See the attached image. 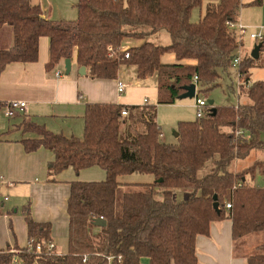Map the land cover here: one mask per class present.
<instances>
[{"label": "trees", "instance_id": "trees-1", "mask_svg": "<svg viewBox=\"0 0 264 264\" xmlns=\"http://www.w3.org/2000/svg\"><path fill=\"white\" fill-rule=\"evenodd\" d=\"M203 1L205 13L194 23L192 12ZM75 8L74 21H55L44 19L30 0H0V29L8 26L13 33L12 46L0 50V74L10 63L36 62L39 38L47 37V71L70 59L91 79L115 80L121 68L132 67L137 81L155 77L156 104H86L81 138L28 124L22 132L30 135L21 140L24 151L42 147L53 154L47 182L67 169L78 174L92 167L102 169L105 179L70 182L64 254L48 250L51 226L33 221L28 203L23 208L28 246L0 250V264H140L142 258L149 264H197V237L223 220L231 222L235 244L264 237V188L255 183L258 177L264 180V161L228 171L253 151L264 153V81L249 83L254 60L243 58L238 66L240 92L250 104L207 105L202 119L177 124L174 143L160 140L157 123V107L178 101L194 77L198 92L205 93L228 73L240 46L228 25L237 21L240 1L77 0ZM163 31L168 45L149 40ZM127 40L141 44L128 47L124 59ZM166 53L174 55V63L161 62ZM9 132L0 133V142L9 141ZM211 159L214 167L198 177ZM134 174L153 181L121 182ZM98 219L105 226L96 227ZM246 264H264V241L247 255Z\"/></svg>", "mask_w": 264, "mask_h": 264}, {"label": "crops", "instance_id": "crops-1", "mask_svg": "<svg viewBox=\"0 0 264 264\" xmlns=\"http://www.w3.org/2000/svg\"><path fill=\"white\" fill-rule=\"evenodd\" d=\"M239 1L237 21L253 30L260 26L264 27V0H261L259 4H255L256 0ZM30 2L40 8L44 19L53 20L55 12L48 0H30ZM74 9L76 11L75 4ZM246 37L252 43L250 52L244 46ZM236 38L240 44L239 53L243 52L244 58H248L247 56L251 58L250 54L255 46L254 41L248 37L247 33ZM12 43V29L8 26L2 27L0 29V50L9 49ZM132 46L137 45L127 44L125 48ZM263 48L264 45L259 49L258 58L261 57ZM48 56V38L41 37L38 42L36 62L8 64L0 74V102L3 104L10 101L25 102L24 111L17 113L16 116L22 120L43 125L53 133H62L70 137L74 136L71 133L74 132L75 136H78V132L83 131L82 116L86 104L112 103L143 106L153 105L157 98L156 79L152 84L147 79L136 81L134 86L128 85L131 83H124L120 73L115 80L91 79L86 69L84 75L78 73L80 67L74 60H71L70 73L57 77L56 73L60 72L59 65H63L64 61L59 62L51 71H47L45 64ZM162 57V63L170 64ZM257 59H253L255 67H258ZM173 62H175V57ZM261 66L264 67V64ZM132 72L135 76L134 70ZM118 81L126 85L122 94L117 92ZM211 106L214 107L213 101ZM12 129L8 131L11 132ZM22 134L25 133L21 132L19 138L10 137L8 142H0V190L7 192L10 196L4 198L0 206L2 208L0 209V250L28 246L23 208L29 200L31 218L37 223L50 224L51 242L54 249L57 253L64 254L68 234L66 206L70 182H100L105 179V172L98 167L82 170L78 174L67 169L55 177L54 183H49L46 180L47 167L53 160V154L42 147L34 152L26 153L21 144ZM173 134L176 139L175 131ZM160 140L169 142L162 131ZM257 180H260V177ZM62 239L63 245L60 244ZM246 242L247 240L238 245L235 244L232 240L229 220L213 222L210 224L209 234L198 236L196 239L197 264H246L247 255L256 247ZM13 264L21 263L16 261ZM140 264H149V261L142 258Z\"/></svg>", "mask_w": 264, "mask_h": 264}, {"label": "rangeland", "instance_id": "rangeland-1", "mask_svg": "<svg viewBox=\"0 0 264 264\" xmlns=\"http://www.w3.org/2000/svg\"><path fill=\"white\" fill-rule=\"evenodd\" d=\"M51 6H53V10L55 12V17L52 18L55 21H74L76 19V11L74 9V4L76 5L77 0H48ZM206 10V3L203 1L202 5L198 8H195L191 15V21L196 23L199 18L204 15ZM261 27V26H260ZM264 28V27H263ZM237 37V36H236ZM151 42H155L157 44L161 45H168L170 43L168 35L163 31L159 38L154 37L149 39ZM239 42V40H238ZM139 45L141 44V41H135V40H127L126 45ZM244 46L248 51L250 52L252 48V43L249 41V39L246 37L244 39ZM256 46V45H255ZM262 46V45H261ZM123 49H126L125 46ZM243 53V52H242ZM239 53V49L235 52V57H239L241 60L244 58L243 54ZM249 57V56H247ZM165 61H168V63H172L174 61V55L172 53H166L162 57ZM174 63V62H173ZM257 66L254 67L251 70H249V79L250 84L257 82V81H264V67L261 66L264 64V48L261 53V57L257 59ZM60 67V73L65 76V66L59 65ZM260 66V67H259ZM132 67H123L120 70L121 77L124 79V83H131L128 84L129 86H134L135 82L137 81L135 76L132 72ZM122 71V72H121ZM238 68L236 66L230 67L228 73H223L221 75V78L218 80L219 85L212 90L208 92H198L196 97H199L206 102L209 100L213 101L214 107L219 106H237L238 104H250V100L244 96V94H241L240 92L241 86L243 84L239 83L238 79ZM243 75V74H242ZM155 77L147 78V81H149L151 84L154 82ZM239 94L241 95H238ZM244 92V91H243ZM121 96V95H119ZM156 104L155 102H153ZM158 117L157 121L159 126L161 127V131L163 134H166V140L168 139L169 142L167 143H174L175 138L174 131L177 128V124L181 121H193L196 119V113L197 108L195 107V97L193 99H183L176 101L173 105H160L158 106ZM31 123L28 120H25L20 118L19 116H15L12 118H6L3 115V112H0V133H6L9 129L15 127V130L12 129L11 132L5 134L7 138L10 137H20L21 132L25 128H27L28 124ZM16 125H18L16 127ZM72 135L75 136L74 132H71ZM23 138L30 137L28 134H22ZM71 135V134H69ZM78 138H81L83 135V131L77 134ZM17 139V138H16ZM264 161V153L259 151H253L247 158L243 160L234 161L231 163V165L228 168L229 172L235 173L238 171H241L248 166H250L255 161ZM214 167V160L211 159L205 163V165L199 170L197 176L203 177L206 174L210 172V170ZM47 180V179H46ZM121 182L123 183H150L153 181V177L150 175H131L122 177ZM136 181V182H130V181ZM256 186L264 188V180H256ZM9 194L3 190H0V206L1 203L4 202V198H9ZM183 198V197H182ZM27 203H30L28 200ZM0 209H2L0 207ZM263 235H256V237L253 235L248 238L247 242L249 245L257 246L259 243L263 242L262 238L260 237ZM245 242V241H244ZM241 243V242H240ZM60 244L63 245V239L60 241ZM238 245V244H237ZM254 249H252L253 251ZM56 252V251H55Z\"/></svg>", "mask_w": 264, "mask_h": 264}, {"label": "built area", "instance_id": "built-area-1", "mask_svg": "<svg viewBox=\"0 0 264 264\" xmlns=\"http://www.w3.org/2000/svg\"><path fill=\"white\" fill-rule=\"evenodd\" d=\"M113 1H118V0H113ZM230 30L233 31L234 33H236V36H238L239 38L246 34L248 35V37L254 41L255 45H264V33H263V27H258L256 30H253L252 28L249 27H245L243 26L241 23H239L238 21L231 23L228 25ZM126 49H122V52L124 53V59H128L129 54L128 52H126ZM241 59L239 57H235L232 60L231 65L232 66H236L238 68L239 64H240ZM61 73L57 72L56 76L60 77ZM238 79H239V83L242 84L243 83V75L238 74ZM197 78L194 77L193 78V84L195 85V107L197 108V113H196V118L197 119H202L206 113H207V102L199 97H196V93H197ZM126 89V85L121 82L118 81L117 82V92L119 94H122ZM26 107L25 102H18V101H10V102H6L3 104V108H2V112L3 115L6 118H12L15 117L17 113H22L24 111ZM121 116L122 117H126L127 116V112L125 110H123L121 112ZM241 132L238 133V135H240ZM226 209L230 208V204H226L225 205ZM54 249V245L52 242H50L48 244V250L49 251H53ZM37 250H39V247H37Z\"/></svg>", "mask_w": 264, "mask_h": 264}, {"label": "water", "instance_id": "water-1", "mask_svg": "<svg viewBox=\"0 0 264 264\" xmlns=\"http://www.w3.org/2000/svg\"><path fill=\"white\" fill-rule=\"evenodd\" d=\"M261 48V45H256L254 46L250 56L252 59H257L258 58V52L259 49ZM64 66H65V75H68L70 73L71 70V60L70 59H66L64 61ZM78 73L80 75H84L85 74V67H80ZM184 94H182L181 96L178 97V100H183V99H193L195 97V85L191 84L190 86L186 87ZM208 105L212 104V101L209 100L207 102ZM214 208H217V205L214 204ZM95 226L96 227H103L105 226V222L102 219H98L95 221Z\"/></svg>", "mask_w": 264, "mask_h": 264}]
</instances>
